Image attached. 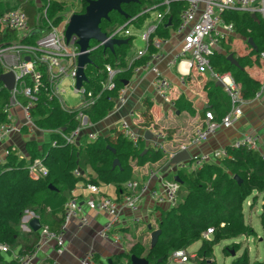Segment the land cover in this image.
Instances as JSON below:
<instances>
[{"label": "trees", "instance_id": "trees-1", "mask_svg": "<svg viewBox=\"0 0 264 264\" xmlns=\"http://www.w3.org/2000/svg\"><path fill=\"white\" fill-rule=\"evenodd\" d=\"M39 1L38 5L35 0H0V14L16 8L25 14L30 33H33L25 39L28 42L49 31L52 26H57L63 19L66 8L58 1L50 0L49 4L47 0ZM81 1L84 12L87 2ZM150 4H152L150 0L122 4L121 9L126 17L111 11L109 20H102L100 23L101 31L109 35L132 18L134 19L131 24L141 27L150 16L149 13H141V11ZM185 7L186 3L183 0H169V10L158 24L156 34L160 37H168L169 29L176 28L179 13ZM43 8L46 9L45 15L41 13ZM162 8L158 7L159 10ZM225 18L232 20L241 34L250 30L253 34L247 36L259 45L256 49L246 45L248 52L240 55L237 51H231L229 38L227 44L223 41L220 44L226 52L215 50L207 56V61L213 73H228L239 86L241 97L250 101L261 79L251 76L247 68L260 66L257 53L264 49V23L240 11H231L225 15ZM257 31L260 33L257 34ZM16 37V32L6 30L1 40L10 41ZM122 39H125L126 43L115 45L112 51L103 49L102 46L90 50L91 63L84 69L86 76V81L83 82L84 96L88 93L95 96L101 91L102 83L106 79V65L121 69L114 78L113 89L103 90L94 103L86 107L71 108L67 111L60 107L55 98L49 99L50 89L45 86L41 89L35 105L30 109L33 123L42 129L59 130L67 134L78 124L76 117L78 112L85 114L91 124L101 120L112 109L113 100L117 97L118 90L125 86L132 69L144 65L150 54L154 52V49L149 47L145 55L128 65L127 51L133 36H124ZM93 46L95 44L91 43L90 47ZM230 53L236 60L237 66L227 60V55ZM189 78L190 76H187L185 80L189 81ZM43 81L45 82L44 73ZM201 89L208 100L203 112L210 110L215 119H220L230 108L229 98L213 79L204 81ZM9 99V91L0 82V123L7 121L5 111L9 107ZM18 100L21 103L25 102L22 96H18ZM173 105L178 113L184 111L191 115L195 113L190 101L183 97L175 99ZM151 106V103H145L141 112L140 125L144 128L153 124ZM171 132L173 130L166 133L168 139ZM52 141H55L54 146L51 145ZM225 148L228 157L203 164L192 171L183 169L176 171L179 186L176 204L170 208L165 206L154 208L159 212V217L155 220V228L161 230L154 246L150 248L149 242L145 243L137 239L126 251L115 253L110 259L111 264H131L130 256L145 258L147 264H168L174 252L182 250L186 253V249L198 240L201 241L199 248L187 261L215 264L212 253L215 244L222 240L249 238L255 235L243 214V206L249 201V197H251V201L248 202L250 210L256 206L259 199L261 200L258 218L264 232V159L261 158L260 153L262 151L234 148L231 145ZM24 149L26 157L21 158L16 150H11L6 161L0 165V243L6 244L10 250L20 246L18 254L32 252L38 241L37 231L21 232L20 230L21 218L25 211L32 212L37 216L39 223L46 225L50 230L60 229L63 205L76 183L83 181L82 177L73 174V171L80 166L82 155L85 157V164H88L96 174L95 178L90 177L86 182L93 185L99 182L112 184L117 193L122 192L123 183L134 179V167L160 163L164 158L159 149L146 145L142 136L139 137L137 144H133L119 128H113L109 135L97 136L93 141H85L82 137L78 146L65 143L56 133H49L48 142L37 146L34 141H27ZM36 158H40L47 169L44 177L32 178L27 173V162ZM114 159L118 160V166H112ZM207 228H212L213 234L209 239H204L202 234ZM234 247L235 251L240 248L239 244H234ZM223 252L225 255L230 254L226 248ZM0 264L18 263L15 260L7 262L0 256ZM230 264H264V254L261 260L250 263L247 250L244 249Z\"/></svg>", "mask_w": 264, "mask_h": 264}, {"label": "built area", "instance_id": "built-area-1", "mask_svg": "<svg viewBox=\"0 0 264 264\" xmlns=\"http://www.w3.org/2000/svg\"><path fill=\"white\" fill-rule=\"evenodd\" d=\"M152 4L144 7L141 13L153 14V18L146 23V28L140 35L143 43V49L136 52L135 56L129 60L130 65L134 60L145 55L147 49L152 47L154 52L150 54V59L155 63L160 60V50L167 43V37H160L156 34L158 24L169 10V0H150ZM186 7L181 10L178 16V24L174 29L176 35L180 36L177 51L167 61V65H175L184 62L190 71L200 72L209 70L212 78L221 84L223 92L229 98L230 108L220 118L215 119L210 110L203 113L200 120L192 132L189 143L181 144L178 150L169 155V158L178 151L186 150L188 147H196L208 141L221 129L231 128L242 116L243 107L248 103L240 95L239 86L233 78L228 74L213 73L207 61V56L215 51L222 41L226 40L235 32V24L232 20L226 19L225 15L231 11H240L247 13L254 20L264 23V0H183ZM50 0H47L49 4ZM36 4H40L39 0H35ZM163 7L159 10L158 7ZM45 8L42 14L45 15ZM70 15L63 18L57 26H52L49 31L36 37L32 42L28 39L33 33H30L28 20L25 14L19 9H12L0 14V40L6 30L17 33V37L10 41H0V68L2 73L12 72L14 75V86L9 91V107L6 109V122L0 123V165L6 161L11 150H16L12 143H7L10 137L15 133L25 132L28 135L39 132L44 134L56 133L61 139L70 145H78L83 136L89 141L96 139L95 133L86 132L92 127L88 118L82 112H78V124L69 133L65 134L59 130H47L37 127L31 118L30 109L38 100L40 91L45 86L50 89L49 99L55 98L64 110L71 108L86 107L94 103L103 90H111L114 88V78L121 71L120 68H113L109 65L105 66L106 79L102 83L101 91L95 96L90 93L85 95V89L82 86L75 88V78L77 72V56L79 55V47L77 44V36L72 35L68 41L65 40L64 30ZM127 20L123 25L117 27L107 35V38L122 39L124 36H130L128 27L131 21ZM101 45L96 44L89 47L88 51ZM259 62L264 67V49L257 53ZM141 66H135L133 73H138ZM150 70L154 76L153 85L157 95L173 106L170 97L171 85L166 77L163 76L156 64L151 65ZM1 73V74H2ZM43 73L45 82L43 81ZM64 79H70L73 82V91L80 95L78 105L76 107L69 106L62 98L63 92L60 84ZM180 83L184 84V78L181 77ZM4 87V86H3ZM18 96H22L25 100L21 103ZM127 87L123 86L117 92L114 99L116 105H123L126 101ZM264 98V77L261 79L258 89L255 91L252 101H259ZM13 109H18L20 119L13 113ZM118 128L123 132L133 144H137L139 137L126 121H121ZM165 135L157 131L152 138L151 147L159 149L163 155L166 153L164 147ZM4 145V146H2ZM55 145V141L51 142ZM234 148H245L247 150L260 151V140L257 134L242 133L230 144ZM17 152V150H16ZM261 158L264 159V153ZM19 155V154H18ZM189 161L179 163L175 168H169L173 176L176 171L183 169L192 171L203 164L213 163L228 157L226 148L213 149L207 152L189 153ZM19 157H23L19 155ZM25 157V156H24ZM27 173L32 178L44 177L47 169L40 158L27 162ZM75 176H80V172L76 169L73 171ZM151 178V177H150ZM152 179L139 182L135 179L127 180L122 184V192L118 199L102 197L98 202V208L107 216L106 222L96 231L95 236L101 240L108 241L112 244L120 243V236L116 231V225L121 220V213L126 210L130 215L132 224H140L143 222L147 213L143 211L144 203L153 208L155 206H165L170 208L177 202L178 183L174 180H167L166 177H158L153 184ZM93 192L97 190L95 186H88ZM90 207H95L92 201L87 203ZM32 218H37L32 212L25 211L20 222V230L31 231L28 222ZM77 221L78 228L81 229L88 225V219L83 214L81 205L74 199L68 198L63 205L62 223L58 231L50 230L46 225H41L38 229V241L32 252L26 254H16L10 248L0 243V253L12 254V259L18 264H32L37 253L45 246H52L56 256H60L66 250L65 232L67 226L72 221ZM213 234L212 228H207L202 234L204 239H209ZM187 253L184 251H176L171 255L170 260L175 263H184L187 261ZM95 252L93 249H87L78 259L76 264H95Z\"/></svg>", "mask_w": 264, "mask_h": 264}, {"label": "crops", "instance_id": "crops-1", "mask_svg": "<svg viewBox=\"0 0 264 264\" xmlns=\"http://www.w3.org/2000/svg\"><path fill=\"white\" fill-rule=\"evenodd\" d=\"M153 17L154 16L151 13L143 23H147ZM240 36H243V34L238 31L236 32L235 25L234 34L227 38L228 40L229 38L232 40V37H234L233 41L229 42L231 51H237L240 55H243L248 52L246 45L252 49H256L257 45H259L255 40L253 41L252 38L247 36L252 40L254 47L248 44V38L246 37V40L244 41L245 46L241 49L235 44V41L240 39ZM167 38V43L164 44L160 50V60L155 63V61H152L149 56L148 61L141 66L139 72H132L129 79L125 82V86L127 87L125 103L118 106L116 105L115 100H113L112 109L101 120L94 123L92 127L86 131L88 133H95L97 136H107L111 133L113 128H118L121 121H126L129 123L133 131L142 135L143 138L146 131L150 132L151 136L149 140L144 138L146 145H149L150 147L153 135L157 131L162 132L165 135L163 144L166 149L163 160L156 164H145L141 167H134L133 170L135 180L144 182L149 178L152 179L150 181L151 184H153L158 177H167L172 173L170 169L164 171L163 167L169 160L170 154L177 151L181 144L187 146L189 143L194 128L198 126L200 120L203 118V116L202 118L200 117V115H203L204 113L203 108L208 103L205 93L201 89V84L204 81L213 79L211 75L209 76L208 72L206 73V76H204L203 73L188 70L184 62H179L172 66L167 65L168 59H170L178 49L180 36L176 35L174 29H169ZM228 40L223 42L227 44ZM143 47L141 49H143ZM220 47L224 48L221 45ZM136 52L130 56L127 55V64L129 63V60L135 56ZM153 64L157 65L163 76L170 82V97L172 102L179 97H183L190 101L192 107L195 109L193 115L186 111L178 113L174 105H170L157 95L153 85L154 76L150 70V67ZM247 71L251 76L258 80L264 77V67L261 63L258 67L253 66L247 68ZM187 76H190L189 81L185 80ZM181 77L184 78L183 85L180 83ZM213 81L216 83L214 79ZM145 103L152 104L150 112L152 114L153 124L148 128H144L140 125L142 122L141 112L144 110ZM13 113L18 119H20V112L18 109H13ZM171 130H173V132L170 133V138L168 139L166 133ZM246 132L257 134L259 136L260 149L264 153V98L259 101H248L243 107L242 116L231 128L219 130L208 141L196 147L189 146L188 151L189 153H195L225 148L240 134ZM83 137L85 141H89L86 136ZM27 141H34L37 146H40L42 143L49 141V134L35 132L28 135L21 131L20 133L13 134L9 141L5 142V145L7 143H12L16 147L17 154L26 157L27 155L24 149V144ZM80 143L78 145H80ZM82 157H84V155L80 158V166L77 170L80 172V177L83 178V181H78L76 183L69 198H74L81 205L83 214L89 221L88 225L79 229L77 221H72L67 226L65 232L66 250L63 254L56 256L52 246L48 245L43 247L42 250L37 253L32 264H76L77 259L90 248L95 252V264H108L107 261L110 260L115 253L126 251L137 239L144 242L149 238L150 231L155 229V220L159 217V212L154 209L156 206L152 208L150 204H148V201H146V204H143V211L147 213V216L142 223L133 224L135 226L134 231H131L129 227L130 215L126 210L122 211V218L116 225V231L120 236L119 244H112L108 241L97 238L95 236L96 231L107 220L105 213L98 208V202L102 197L118 199L120 193L116 192V189L112 184H104L101 182L96 185L88 184L86 181H88L90 177L95 178L96 174L88 164H85V157ZM90 185L95 186L97 190L95 192L91 191L88 187ZM89 201H92L95 207H90L87 204ZM141 224H144L142 229L136 226ZM147 226H150V229H148ZM21 232L25 231L21 230ZM19 248L20 246H16L12 248V251L18 254ZM0 256L7 262L13 260L12 254L10 253H0Z\"/></svg>", "mask_w": 264, "mask_h": 264}, {"label": "water", "instance_id": "water-1", "mask_svg": "<svg viewBox=\"0 0 264 264\" xmlns=\"http://www.w3.org/2000/svg\"><path fill=\"white\" fill-rule=\"evenodd\" d=\"M138 0H86L87 5L85 6L84 12L73 13L70 15L65 30L64 37L68 41L72 35L77 36V44L79 47V55L77 56V72L75 78V88L79 89L83 82L86 81V76L84 73L85 66L90 64L89 58V47L90 41H95L98 45H101L103 49L113 50L115 45H120L126 43L125 39L118 38H107V35L101 31L100 23L102 20H109V13L115 11L120 15L126 17L125 13L121 9L122 4H127L130 2H137ZM170 23V19H168ZM248 44L254 47V44L250 38L247 40ZM227 60H229L233 65L237 66V62L233 55L230 53L227 55ZM0 82L5 89L10 91L14 86V75L12 72H6L0 74ZM216 85L221 86V84L216 81ZM203 115H200L202 118ZM151 134L146 131L144 138L149 140ZM145 152V150L143 151ZM190 156L186 150L178 151L172 155L167 163L164 165L163 170L167 171L169 168H175L179 163L184 161H189ZM119 162L117 159L113 160L112 166H118ZM173 180L178 182L176 175L173 176ZM28 226L31 231H38L40 228V223L37 218H32L28 222ZM150 229V226H147ZM161 230L159 228L152 229L149 234V247H153L160 235ZM131 264H147L145 258H138L135 256H130ZM108 264L110 260L107 261Z\"/></svg>", "mask_w": 264, "mask_h": 264}, {"label": "rangeland", "instance_id": "rangeland-1", "mask_svg": "<svg viewBox=\"0 0 264 264\" xmlns=\"http://www.w3.org/2000/svg\"><path fill=\"white\" fill-rule=\"evenodd\" d=\"M52 1H58L60 3H63L64 6L66 7L64 10V13H63V18H65L66 16L71 15L73 13H82V10L84 7L81 0H52ZM38 5H39V3H38ZM41 13H42V11H41ZM145 28H146V23H143L141 25V27H135L132 24L129 25L128 30H129L130 35L133 36V41L131 43L130 48L127 51L128 56H130L131 54L135 53L137 50H139L143 47V43L139 37H140L141 33L144 32ZM237 31L238 30L236 27V32ZM256 33L258 34V33H260V31H257ZM236 34H238V33H236ZM251 34H253V33L250 30L244 31L243 36H240L241 40L237 39L235 41V44L238 45L242 49L245 46L244 41L246 40L247 35H251ZM257 34H256V37H257ZM233 39H234V37H232L231 41H233ZM226 41H224V42H226ZM228 42H229V40H228ZM91 43H92V45L97 44L95 41H92V40L90 41V44ZM216 50L222 51L224 53L226 52L225 48H221L220 46ZM237 53H239V52H237ZM207 72L209 73V76H210L211 73L209 70L208 71L203 70V71H200L198 73H203L204 76H206ZM73 87H74L73 82L70 79H64L60 84V89L63 90V92L61 94L62 98L66 101V103L69 106L76 107L78 105L80 95L76 94L73 91ZM82 158H84V157H82ZM171 174L166 177L167 180H171L173 178V174L172 175ZM248 200L251 201V197H249ZM248 202L243 206V214H244L245 221H247L251 225L253 231L255 232V235L252 237H249V238L239 237V238L233 239V240H222V241L218 242L217 244H215L213 246V249H212L213 259L215 261V264H230V262L236 256L240 255L244 249L247 250L250 263H253L256 260L262 259L263 254H264V249H263L264 232L262 231V229L260 227L259 218H258V215L260 212L261 200L260 199L258 200L256 206H254L252 210L249 209ZM143 225L144 224L136 225V226L142 229ZM129 227H130L131 231L135 230V226L133 224H131L130 222H129ZM148 239H146L144 242L148 243L149 242ZM200 244H201V241L198 240V241L194 242L193 244H191L186 249V253L188 254L187 255L188 258L190 257V259H191L193 257V252L199 248ZM234 244H239V246H240V248L237 251H235ZM224 248H226L230 254L225 255L223 252ZM168 264H197V263H193L190 261H186L184 263H175V262L170 260ZM205 264H209V263H205Z\"/></svg>", "mask_w": 264, "mask_h": 264}]
</instances>
